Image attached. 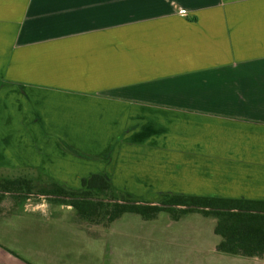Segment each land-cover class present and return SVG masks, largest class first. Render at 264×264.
<instances>
[{
    "label": "crops",
    "instance_id": "1",
    "mask_svg": "<svg viewBox=\"0 0 264 264\" xmlns=\"http://www.w3.org/2000/svg\"><path fill=\"white\" fill-rule=\"evenodd\" d=\"M0 161L264 201V0H0ZM55 228L82 239L1 222L0 264H40Z\"/></svg>",
    "mask_w": 264,
    "mask_h": 264
},
{
    "label": "rangeland",
    "instance_id": "2",
    "mask_svg": "<svg viewBox=\"0 0 264 264\" xmlns=\"http://www.w3.org/2000/svg\"><path fill=\"white\" fill-rule=\"evenodd\" d=\"M22 175L31 177L37 186L46 184L48 179L56 182L45 169L14 166L9 163L2 165L0 161V177L14 178ZM131 176H133L131 182L127 180L128 177L126 179L120 175L109 178L116 191L115 197L126 201L155 203L165 195H180L175 194L178 186L175 182L176 178L172 179L174 182L170 180L167 183L162 182L159 175L151 173ZM56 177L66 180L56 182L66 189L81 190V181L77 182V177L68 174ZM182 195L204 196L208 194ZM15 215L72 224L80 236L82 235L80 239L72 231L67 233L68 229L55 228L58 230L54 229L49 236L59 241L50 240L52 243H49L48 251H45L46 244L40 247L43 250L35 254V260L40 264L44 263L42 260H46L49 264H248V261H245L246 258L239 260L238 256L232 257V262L223 261L228 259L221 258L222 254L218 253L215 248L220 240L213 233L215 219L204 217L197 212L189 213L178 221L172 220L165 212L152 220H144L135 214H124L108 224L97 222V219H94L96 221L82 219L71 207L49 202L42 197H33L23 201L7 195L0 204V223ZM18 232H21L20 243L28 246L26 242L29 234L33 232H29L26 227L20 228ZM64 232L63 237H60L59 235ZM40 237H44L43 232ZM36 239L43 241L41 238ZM56 242L64 243L67 248L72 245L79 248L82 242L84 252H79L78 255L83 253L84 258L78 262L75 260L77 252L51 250ZM249 262L258 264L257 261Z\"/></svg>",
    "mask_w": 264,
    "mask_h": 264
},
{
    "label": "trees",
    "instance_id": "3",
    "mask_svg": "<svg viewBox=\"0 0 264 264\" xmlns=\"http://www.w3.org/2000/svg\"><path fill=\"white\" fill-rule=\"evenodd\" d=\"M115 193L111 181L98 173L83 178L79 191L66 189L49 179L46 184L37 186L25 175L0 177V204L7 195L23 201L42 197L71 207L82 219H97V222L108 224L124 214L152 220L165 212L178 221L197 212L215 219L214 234L221 239L216 246L218 253L264 259V201L180 194L165 195L154 203L126 201L115 197Z\"/></svg>",
    "mask_w": 264,
    "mask_h": 264
},
{
    "label": "built area",
    "instance_id": "4",
    "mask_svg": "<svg viewBox=\"0 0 264 264\" xmlns=\"http://www.w3.org/2000/svg\"><path fill=\"white\" fill-rule=\"evenodd\" d=\"M180 13L184 14L185 12H184V10H181Z\"/></svg>",
    "mask_w": 264,
    "mask_h": 264
}]
</instances>
